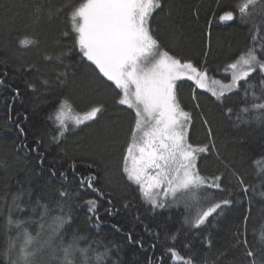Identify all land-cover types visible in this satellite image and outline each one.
I'll return each instance as SVG.
<instances>
[{"label":"trees","instance_id":"trees-1","mask_svg":"<svg viewBox=\"0 0 264 264\" xmlns=\"http://www.w3.org/2000/svg\"><path fill=\"white\" fill-rule=\"evenodd\" d=\"M82 2L0 0V80L4 81L0 84V249L6 246L8 207L12 196L20 193L18 203L26 210L13 211V219L26 220L32 215L37 198L49 205V219L64 214L56 205L66 204L71 207V223L63 230L65 245L74 234L88 238L80 247L91 240L103 241L111 248L109 264H160L162 254L165 264H173L165 252L166 247L173 246L181 255L193 256L195 264H203L205 258L208 264L218 258L248 264L251 258L245 255L242 242L247 241L248 249L264 248V123L254 114L246 123L237 121L235 114L228 118L217 108L215 98L196 88L194 82H178V100L194 118L192 142L210 145L198 166L204 175H220L227 189L209 190V194L233 203L200 229L185 223L186 218L195 219L199 208L186 206L182 199L163 209H151L123 173L134 110L117 103L119 90L97 78L94 66L82 59L75 44L69 15ZM238 2L162 0L163 8L154 11L151 26L169 54L198 67L219 68V72L209 74L222 79L223 66L252 45L250 23L238 14L230 22L218 19L222 10ZM65 32L69 36L65 37ZM24 40L31 43L22 44ZM251 82L260 95L258 78ZM30 84L35 90L28 87ZM252 91L247 98L243 88L231 96L228 106L234 113L246 106L245 99L249 105L253 102ZM194 93L196 101L192 99ZM64 100L69 102L64 109L68 131L56 141L57 124L50 117H55ZM197 102L199 110L195 108ZM93 104L103 105V114L96 121L76 125L74 114L89 110ZM201 110L211 121V138L202 124ZM234 173L244 177L247 192ZM82 176H95V187L105 193L95 214L88 212L86 201L96 194L81 190ZM61 191L69 197H60ZM41 211L37 208L33 220H39ZM28 230L35 235L39 225L33 223ZM9 234L16 235L14 226ZM174 234L178 238L173 243L170 238ZM221 253L226 255L221 257Z\"/></svg>","mask_w":264,"mask_h":264},{"label":"snow or ice","instance_id":"snow-or-ice-1","mask_svg":"<svg viewBox=\"0 0 264 264\" xmlns=\"http://www.w3.org/2000/svg\"><path fill=\"white\" fill-rule=\"evenodd\" d=\"M162 8V0H84L71 9L69 19L82 59L91 62L97 78L111 82L119 90V105H127L134 110V124L130 129L123 173L128 181L137 186L151 209H163L181 199L186 206H197L199 211L195 219L186 218L185 223L193 229H200L214 214H222L223 209L233 201L209 194V190L225 192L227 189L222 186L220 175H204L198 166V160L202 154L209 152L210 145L192 142L190 130L194 128V118L192 112L186 111L178 100V82H194L196 88L215 98L217 108L228 118L235 114L237 121L246 123L249 116L254 114L257 120L264 123V0H239L218 16L220 22H230L238 14L241 20L251 24L252 39L251 46H246L234 60L223 66L222 79L209 74L219 72V68L198 67L164 50L151 26L154 11ZM64 36H69V33L65 32ZM62 75L66 76L67 73ZM257 78L260 95L254 90L257 85L251 82ZM3 83L0 80V84ZM28 87L35 90V85ZM241 88L246 98L249 90H253V102L249 105L245 99L246 106L234 113L228 101L232 95H238ZM192 99L197 100L195 93ZM67 107L68 100L62 101L55 117H50L57 124L58 135L53 138L56 141L68 131L64 112ZM195 108H201L198 102ZM104 111L103 105L93 104L82 115L76 116L74 123L81 125L96 121ZM200 116L211 138V121L202 110ZM23 131L20 128L21 134ZM211 147L214 148V144ZM71 167L75 170V163ZM60 175L64 176L65 173L61 172ZM234 175L241 189L247 192L244 177ZM79 183L82 191L91 190L96 194L86 201L88 212L95 214L99 210L98 201L105 198V193L95 187V176H82ZM21 195H13L12 204L8 207L4 237L6 246L0 249V264H109L111 248L103 241L91 240L80 247V242L88 241V238L74 234L65 245L63 230L71 223V207L66 204L56 205L64 214L49 219V205L42 204L37 198L35 206L31 207L32 215L26 220L13 219V211L26 210L18 203ZM59 195L69 197V193L64 191ZM111 195L108 193V196ZM107 202L112 203L110 199ZM124 206L127 208L129 205L125 202ZM37 208L43 209L38 221L33 220ZM92 218L99 220L96 215ZM33 223L39 225L35 235L28 230ZM13 226L16 231L14 237L9 234ZM177 238L174 234L170 239L174 243ZM242 243L245 245V255L251 258L248 264H264V248L248 249L247 241ZM208 246L211 247V241ZM165 252L173 264H195L193 256L181 255L174 246L166 247ZM225 255L220 254L221 257ZM159 259L160 264H165L163 254ZM113 264L119 262L113 261ZM203 264H208L207 258ZM212 264H235V260L218 258Z\"/></svg>","mask_w":264,"mask_h":264},{"label":"rangeland","instance_id":"rangeland-1","mask_svg":"<svg viewBox=\"0 0 264 264\" xmlns=\"http://www.w3.org/2000/svg\"><path fill=\"white\" fill-rule=\"evenodd\" d=\"M86 112V111H85ZM84 112H80V113H75L74 116H73V119L75 120V117L78 116V115H82Z\"/></svg>","mask_w":264,"mask_h":264}]
</instances>
